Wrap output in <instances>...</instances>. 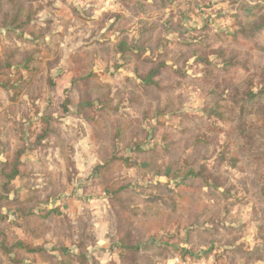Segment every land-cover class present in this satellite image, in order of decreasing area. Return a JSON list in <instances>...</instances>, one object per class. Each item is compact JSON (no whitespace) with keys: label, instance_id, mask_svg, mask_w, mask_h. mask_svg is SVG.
Wrapping results in <instances>:
<instances>
[{"label":"rangeland","instance_id":"obj_1","mask_svg":"<svg viewBox=\"0 0 264 264\" xmlns=\"http://www.w3.org/2000/svg\"><path fill=\"white\" fill-rule=\"evenodd\" d=\"M53 2L0 0V264H264V0Z\"/></svg>","mask_w":264,"mask_h":264},{"label":"crops","instance_id":"obj_2","mask_svg":"<svg viewBox=\"0 0 264 264\" xmlns=\"http://www.w3.org/2000/svg\"><path fill=\"white\" fill-rule=\"evenodd\" d=\"M52 2V0H50ZM53 4V9L57 11L63 12L72 9L78 17L82 15V11L80 9H85L90 13H93V19H102L100 15L102 13H106L107 18L105 19V23L103 26L107 27H119L121 22L123 21L125 16L124 7L128 0H55ZM105 2V3H102ZM70 8V9H69ZM53 12V11H52ZM95 15V16H94ZM64 18V17H63ZM103 20V19H102ZM101 25V24H100Z\"/></svg>","mask_w":264,"mask_h":264},{"label":"trees","instance_id":"obj_3","mask_svg":"<svg viewBox=\"0 0 264 264\" xmlns=\"http://www.w3.org/2000/svg\"><path fill=\"white\" fill-rule=\"evenodd\" d=\"M261 31H264V22H263L262 25H260V26H256L255 29H254V32H253V33L256 35L257 33L261 32ZM161 70H162V66H161V65L158 66V67H156V69L153 70V71L151 72V74L149 75V78H147V80H146V84H147V85H151V86H156V83L153 82L152 78H156V77H158L159 74H160V71H161ZM52 121H53V118L47 120V125L49 124V126H47V128H46V130H45V136H46V137L50 136V133L53 132L52 128L50 127V122H52ZM40 141H41V140H40ZM18 174H19V172H18V170H17V171L13 174V176H12L11 179H14L15 177H17ZM199 175H200V174H198V173H197V174H194V178H195V177H198ZM260 194H261V198H262L263 203H264V187L261 189ZM25 249H26V248H22V251H24V252H28V253H35V252H36V250H35V249H32V248H28L27 250H25ZM8 253H9V252H8Z\"/></svg>","mask_w":264,"mask_h":264}]
</instances>
